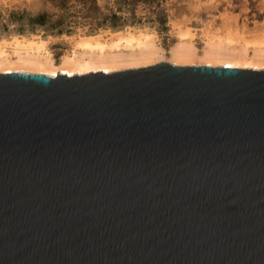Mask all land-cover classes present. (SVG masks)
I'll list each match as a JSON object with an SVG mask.
<instances>
[{
    "label": "water",
    "instance_id": "water-1",
    "mask_svg": "<svg viewBox=\"0 0 264 264\" xmlns=\"http://www.w3.org/2000/svg\"><path fill=\"white\" fill-rule=\"evenodd\" d=\"M0 264H264V69L0 72Z\"/></svg>",
    "mask_w": 264,
    "mask_h": 264
},
{
    "label": "rangeland",
    "instance_id": "rangeland-1",
    "mask_svg": "<svg viewBox=\"0 0 264 264\" xmlns=\"http://www.w3.org/2000/svg\"><path fill=\"white\" fill-rule=\"evenodd\" d=\"M105 1L110 5V0ZM23 10L30 14L53 11L44 0H0V46L11 54L12 46L17 41L14 37L45 40L46 51L55 64H59L63 56L70 55L80 37L98 34L99 40L105 43L128 35L151 39L159 50L164 51V58L151 64L162 61L171 63L168 59L169 49L181 40H189L199 54L209 38L221 40L219 42L226 47L247 49L251 56L257 48L264 52V0H144L135 4V16L141 19L136 25H125L119 29L100 28L95 32H87V25H75L69 34L45 32L42 29L21 34L14 31L17 22L9 20V13ZM160 18H164L165 22L162 23ZM3 25L7 27L6 30L2 29ZM117 32L120 33L113 34Z\"/></svg>",
    "mask_w": 264,
    "mask_h": 264
},
{
    "label": "bare ground",
    "instance_id": "bare-ground-1",
    "mask_svg": "<svg viewBox=\"0 0 264 264\" xmlns=\"http://www.w3.org/2000/svg\"><path fill=\"white\" fill-rule=\"evenodd\" d=\"M99 37L100 34L80 37L70 55L63 56L59 64H55L48 55L45 40L33 41L25 37L21 40L14 37L17 41L12 46L11 54L0 46V72L43 73L52 77L57 74L71 76L97 71L113 72L128 67L137 68L164 58L163 49L159 50L151 39L145 36L128 35L112 40L111 43L102 42ZM219 41L221 40L209 38L201 49V54L189 40L178 41L169 49L168 59L175 65L203 64L264 69L263 49H254L251 56L247 49H233Z\"/></svg>",
    "mask_w": 264,
    "mask_h": 264
},
{
    "label": "trees",
    "instance_id": "trees-1",
    "mask_svg": "<svg viewBox=\"0 0 264 264\" xmlns=\"http://www.w3.org/2000/svg\"><path fill=\"white\" fill-rule=\"evenodd\" d=\"M53 11H40L30 14L23 11H11L9 20L17 22L14 31L18 33L36 32L40 29L56 34L71 33L75 25L88 26L87 32L100 28L119 29L125 25H136L135 4L144 0H44ZM104 1V3H100ZM162 23L164 18H160ZM2 29H7L5 25Z\"/></svg>",
    "mask_w": 264,
    "mask_h": 264
}]
</instances>
